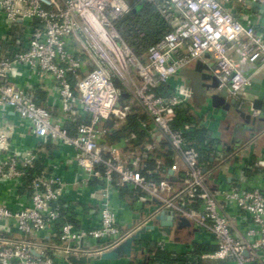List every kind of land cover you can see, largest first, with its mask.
<instances>
[{
    "label": "built area",
    "instance_id": "2783aa9c",
    "mask_svg": "<svg viewBox=\"0 0 264 264\" xmlns=\"http://www.w3.org/2000/svg\"><path fill=\"white\" fill-rule=\"evenodd\" d=\"M137 1L153 4L169 26L146 48L143 60L118 27ZM236 1L264 14V0ZM134 3L0 0V14L7 28L5 38L0 39V264H62L93 250L99 254L136 229L152 224L154 214L162 209L187 217L196 232L207 236L204 241L215 245L213 252L202 257L226 264H264V185L259 181L264 176L247 175L245 166L235 160L229 169L230 179H217L216 167H204L196 147L186 145L181 132L172 126L186 98H200L202 92L182 85H173L167 96L155 90L180 68L211 51L219 86L226 84L239 103H250L246 94L250 76L240 70L232 51L264 65V33L256 28L251 14L235 15L233 0ZM134 31L137 33L132 34V40L138 44L143 33L137 27ZM21 68L33 78L50 77L64 119L85 121L77 123L74 134L53 122L49 111L34 100V83L16 82ZM124 91L146 117L150 136L139 146L124 137L112 142L107 138L113 129L127 124ZM8 111L26 124L36 139L34 145L23 148L19 145L25 143L14 144L13 122L6 119ZM250 111L258 114L252 107ZM106 122L111 126H104ZM46 142L73 149L69 160L81 176L75 181L79 185L76 190L91 187L89 198L96 199V210L81 213L79 226L60 221L64 217L62 207L70 215L63 197L71 183L55 172L56 167L51 172L26 170L33 166ZM168 149L172 155L166 154ZM230 155L217 159L228 160L233 153ZM147 158L158 165L146 173H157L158 180L142 173ZM256 165L264 167V158ZM168 169L173 170L177 181L161 179ZM96 180L99 183L93 185ZM120 186L140 191L136 210L144 208L128 229V219L119 214ZM48 235L58 237L60 243L44 241ZM198 241L192 240L185 251L175 252H189L192 243ZM148 243L173 250L157 226L140 234L135 249H146ZM37 248L39 255L32 253Z\"/></svg>",
    "mask_w": 264,
    "mask_h": 264
},
{
    "label": "crops",
    "instance_id": "0c3cea01",
    "mask_svg": "<svg viewBox=\"0 0 264 264\" xmlns=\"http://www.w3.org/2000/svg\"><path fill=\"white\" fill-rule=\"evenodd\" d=\"M234 9H235V15L237 17L244 16L245 14H251V19L254 21L256 28L264 33V14H258L253 9L251 10L249 6L234 1ZM232 57L235 62L238 63V66L240 70L247 76H250L251 84L246 89V94L248 96V101H253L254 99L258 98L261 99L263 102L264 107V65L260 66L258 63H252L249 62L245 57L237 52L236 50L232 51ZM145 58V57H144ZM142 58V60L144 59ZM141 59V58H140ZM200 60L202 63L209 65L211 67V71L215 72V59L213 56V53L211 51H206L200 58L196 59ZM195 60V61H196ZM195 61L192 63L180 68L176 74H174L170 80H173L175 82L174 85L179 86H186V87H192L196 91L203 90L202 86V79L200 77V74L194 70V64ZM20 74L19 76L15 77L16 82L18 83H24L25 82H31L34 83L35 86L32 87V94L34 97V100L41 106L45 107L51 117L53 122L59 123L64 126L66 123V119L61 115V109H60V101L57 89L53 83V81L50 79V77L46 76L44 79H37L33 78L32 75L27 71L25 68L19 69ZM132 74L138 78L137 72L133 69ZM39 82V83H38ZM119 84V82H117ZM171 91H173V87H170ZM201 92V91H200ZM123 93H126L125 96H122L123 102L127 104H132V107L134 108L133 112L135 114H141V108L131 101V95L124 91ZM203 96V93L201 94ZM228 100L232 99V95H228ZM186 101H189L193 106L195 105L194 97H187ZM246 103H249L245 101ZM245 108L247 107V104L244 103ZM235 106H231L226 113H224V118L221 119L218 118L216 122L212 125L210 128V133L213 137L218 139L219 149L220 152L219 155H223L224 157L230 156L232 152L235 151L236 147L240 145L241 143L235 144L232 141V135H233V129L235 128L236 122H240L241 119L238 115V113L235 112L234 108ZM250 109V108H249ZM247 111H250L247 109ZM203 112V108L201 110H198V113L200 114L199 119L200 123L202 122L201 114ZM145 116V115H144ZM6 119H8L9 122H13L14 126V144H25L19 145L23 148L30 147L34 145L35 143V137L31 133H28V129L25 123L22 124L18 120V116L16 114H13L11 111H8L6 114ZM145 120L146 117L141 119L139 121L140 129L146 128L145 126ZM104 126H111V122H106ZM120 127V126H119ZM118 127H116L117 129ZM131 134V133H130ZM129 135H123L121 137L126 138L127 140L130 137ZM237 136L242 138V141L245 142L246 148H244V153L241 154V158L238 157V159L235 162L240 161L241 165L246 167L247 169H256V172L253 174H247V175H263L264 176V168L259 167L256 165L258 159L264 158V121L262 120H256L255 124L251 127V129H248L243 134H236ZM127 136V137H126ZM134 136V135H133ZM119 137V138H121ZM108 141L112 142L109 139V136L107 135ZM118 138V139H119ZM241 141V142H242ZM143 142V141H142ZM50 145L43 146L39 153H41L42 157L46 161V164L53 167V169L56 167V173L63 177V179L67 183H71L68 185V188L65 190V195L63 199L68 203V209L70 212L69 217L72 216V221L75 223L76 226H79L80 224V217L81 213H89L92 210H96V199H90L89 193L91 191V187H83L79 191L76 190L77 184H75V181H77L80 176V172L74 167L71 160H69L70 155L73 154V149L70 147H66L63 145L55 144V143H49ZM229 146V149L227 147ZM244 146V147H245ZM233 157V156H232ZM219 158V157H217ZM214 158L213 166L217 169V179H220L221 177H227L229 178V169L231 167L230 159H225L224 161H219L220 159ZM234 162V163H235ZM239 163V162H238ZM52 169V170H53ZM261 173V174H260ZM263 173V174H262ZM230 179V178H229ZM264 185V179L259 180ZM74 182V183H73ZM136 199L131 198L130 196L121 195L119 198V214L121 217H125L128 219V223L125 225V227L132 223L134 219L140 216L141 213H143V209L136 210ZM93 222L96 221L95 216L93 215ZM88 221V220H87ZM132 221V222H131ZM191 229L186 228L179 231V233L176 235V239H173V235H167L169 243L167 246L169 248L173 249L172 251L177 250L178 252L185 251L187 249V244H189L192 240H201L198 241L200 243H205L204 240H206L207 236L204 233L201 232H192L190 233ZM146 235V234H144ZM205 238V239H203ZM38 240V239H37ZM46 242H52L60 243L59 238L56 236H46L45 240ZM197 243V242H194ZM154 243H148L146 246V249L150 245ZM212 244V243H211ZM155 245V244H154ZM39 249L35 251L39 254ZM148 251V250H147ZM94 250L90 251L85 254H79L75 257H87L90 260L83 263L74 262L71 258L69 259V262L64 261L62 264H131L133 257L127 258L122 257L116 260L111 259H94L93 257L97 255ZM203 255V254H202ZM204 258V257H202ZM138 259H145L142 254L139 255ZM204 260H206L209 263H215L220 261V259H214V258H207L205 257ZM160 264H169L168 262H162Z\"/></svg>",
    "mask_w": 264,
    "mask_h": 264
},
{
    "label": "trees",
    "instance_id": "16d2710c",
    "mask_svg": "<svg viewBox=\"0 0 264 264\" xmlns=\"http://www.w3.org/2000/svg\"><path fill=\"white\" fill-rule=\"evenodd\" d=\"M129 1L131 3H134L135 0ZM133 6L136 7L135 12L132 11L130 14L124 16L118 22V27L123 30L122 33L125 39L133 48L137 57L142 59L145 57L146 48L150 44L156 42L169 29V26L164 22L163 18L156 11L153 4L144 1H137ZM134 27H137L143 33L140 37V43L138 44L134 43L132 40V34L137 33L134 31ZM78 73L80 74V72ZM72 84H75L74 79H72ZM174 84L175 82L173 80H169L164 84H160L155 90L162 96H167L171 92L170 87ZM116 85L119 84L116 82ZM194 101V106L189 101H186L185 104L177 110L172 126L181 132V134L185 138L186 145H193L196 147L199 153V162L208 169L213 166L212 160L219 156L218 153L220 152V149L218 139L211 135L210 129H208L203 123H200V114L198 113V110L203 108L205 106V103L201 101L200 98H195ZM123 104L126 109H129V113L127 114L126 118L127 124L122 125L117 129H113L110 133H108L109 139L111 141H115L118 140L119 137L126 134L129 135L131 133L128 139L129 142L139 146L140 144L148 141L150 136L147 127L143 129L139 128V121L145 118V114L143 112H141V114H135V112L132 113L134 110L132 104H127L124 102ZM79 122L85 121L83 119H79L77 121L66 119L64 127L70 134H74L76 125ZM132 135H134V137H132ZM49 143L52 142H46L45 144H43V146L50 145ZM166 154L172 155V151L168 149ZM238 162L239 164H241L240 161ZM144 163L145 167L143 168L142 173L148 178L158 180L159 175L157 173H153L150 175L146 173V170L154 169L155 167H157L158 164L156 163V161L152 158H147ZM52 169V166L46 164V161L42 157L41 153H39L38 158L34 161L33 166L26 168L28 172L36 171L38 173L42 171L51 172ZM244 171L247 174H253L254 172H256V169L252 170L245 167ZM98 183L99 181L96 180L92 184L94 185ZM119 193L120 196H130L131 198H134V200L138 195L141 194L140 191L134 192L133 189H130L127 186H120ZM62 214L64 215V217L60 218L61 222L65 220L72 221V216H67L66 210L63 207ZM214 249V244L206 242H193L192 250L184 253H177L175 251L155 247L153 250L147 251L149 256L147 259L133 258L134 260H132L131 264H160L162 262H168L169 264H211L204 260L201 255L211 253L214 251ZM212 264L226 263L224 260H220Z\"/></svg>",
    "mask_w": 264,
    "mask_h": 264
},
{
    "label": "water",
    "instance_id": "95a60500",
    "mask_svg": "<svg viewBox=\"0 0 264 264\" xmlns=\"http://www.w3.org/2000/svg\"><path fill=\"white\" fill-rule=\"evenodd\" d=\"M142 2V1H140ZM135 6H133V10H135ZM7 32V28L5 27L4 16L0 14V39L5 38V34ZM194 70L200 74L202 79L203 90H200L203 93V96L200 97V100L205 103L203 107V112L201 114L203 124L210 129L214 122L224 118V113L230 109L231 106H235V112L238 113L241 121L236 122L235 128L233 129L232 141L235 144L241 143L238 145L233 153V157L229 162H233L238 159V157L244 153L245 142L242 141V138L237 136L236 134H243L248 129L255 124L256 120L264 121V107L261 99H254L250 103L242 102L239 103L237 99L232 98L228 100V87L226 84L219 86L220 82L216 75V73L211 71V67L202 63L200 60H196L194 64ZM126 93H122V96H125ZM244 103L247 104V107L258 110V114L253 115L249 108H245ZM202 109V108H201ZM200 109V110H201ZM242 141V142H241ZM245 146V147H244ZM229 149V146L227 147ZM161 179L167 182L177 181L178 177L174 175L172 169H168L166 173L161 174ZM229 180V178H228ZM134 222L128 224L125 228H131ZM157 226V230L166 234L173 235V239H176V235L180 230L189 228L191 229L190 233L196 231L193 227L191 221L183 216L174 214V212L170 209H162L161 211L154 214L153 223L144 225L134 232H132L129 236H127L123 241L115 245L114 247L106 250H102L99 254L95 255L94 259H111L116 260L122 257L127 258H138L140 254L147 259L148 252L147 250H153L155 245L152 244L148 247L147 250L140 249L137 251L135 246L137 242L140 240V234L145 233L146 231L152 230ZM35 255H39L34 250L32 251ZM244 255H247V250L243 251ZM74 262L83 263L85 260L89 261L90 259L87 257L76 258L72 256L71 258Z\"/></svg>",
    "mask_w": 264,
    "mask_h": 264
},
{
    "label": "rangeland",
    "instance_id": "374dc122",
    "mask_svg": "<svg viewBox=\"0 0 264 264\" xmlns=\"http://www.w3.org/2000/svg\"><path fill=\"white\" fill-rule=\"evenodd\" d=\"M236 1V0H233V2ZM133 12H135V10L132 9Z\"/></svg>",
    "mask_w": 264,
    "mask_h": 264
},
{
    "label": "flooded vegetation",
    "instance_id": "af4514ba",
    "mask_svg": "<svg viewBox=\"0 0 264 264\" xmlns=\"http://www.w3.org/2000/svg\"><path fill=\"white\" fill-rule=\"evenodd\" d=\"M262 168H264V167H262Z\"/></svg>",
    "mask_w": 264,
    "mask_h": 264
}]
</instances>
